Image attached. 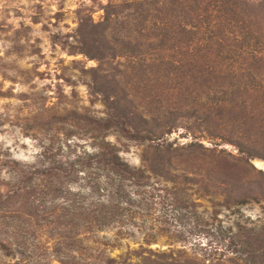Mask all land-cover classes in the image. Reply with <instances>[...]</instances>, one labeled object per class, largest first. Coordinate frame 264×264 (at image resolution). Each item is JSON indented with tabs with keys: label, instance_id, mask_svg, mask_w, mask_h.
Instances as JSON below:
<instances>
[{
	"label": "rangeland",
	"instance_id": "374dc122",
	"mask_svg": "<svg viewBox=\"0 0 264 264\" xmlns=\"http://www.w3.org/2000/svg\"><path fill=\"white\" fill-rule=\"evenodd\" d=\"M109 1L127 7L131 0H0V191L24 170L53 159L75 161L94 153L103 140L115 143L131 165L148 169L151 181L170 189L172 182L152 172L145 159L152 157L159 142L188 146L170 153L174 171L200 179L191 182L181 195L187 207L176 209L167 205V199L146 190L137 194L128 184L129 195L122 198L116 219L97 235L113 240L120 227L129 235L122 238L121 247L106 249L104 256L115 257L116 264H214L218 258L225 264H251L250 255L241 258L229 252L228 237L235 233L237 223L246 228L264 226V167L255 162H264V6H256L258 0H239L238 12L233 15L228 0H177L183 12L171 9L173 0H136L148 8L140 16H147L143 23L135 18L134 5L121 12L126 22L115 42L119 54L103 65L114 68L121 83L118 87L126 88L139 111L148 115L143 127L161 133L177 125L160 138L142 139L124 135L121 123L112 124L100 136H94L86 126L87 116L107 119L112 109L105 95L94 92L100 64L82 50L94 53L81 42L80 24L87 23L89 29L91 23L103 21V6ZM186 14H191L192 20L187 21H193L194 26L185 23ZM166 19L176 28L172 38L163 26ZM129 40L142 43L141 53L151 66L134 67L128 52L122 55L121 46ZM246 41H258L261 52L241 55L238 45ZM154 59L160 64H152ZM170 60L181 64L169 70L172 81H163ZM247 68L258 77L255 82H245L255 86L246 85L243 78L238 81ZM158 74L161 80L150 88V79ZM232 83H241L235 102L245 106L230 109L231 103H213L207 115L208 97L225 90L230 98ZM123 126L131 128L128 123ZM236 141L259 156L247 159ZM88 170L91 176L85 178L86 171L81 172L73 185L86 195L89 180L103 183L105 179L95 165ZM221 179L229 180L224 182L228 189L223 190ZM205 186L214 192H207ZM34 197L39 208H51V197L40 187ZM5 209L0 208V242L10 237L24 244L11 245L12 253L0 244V264H15L20 259L27 264L96 260L106 264L102 257L65 248L66 243L51 234V218L36 223L26 213ZM146 236L153 241L145 243ZM91 252L96 255L98 250Z\"/></svg>",
	"mask_w": 264,
	"mask_h": 264
},
{
	"label": "trees",
	"instance_id": "16d2710c",
	"mask_svg": "<svg viewBox=\"0 0 264 264\" xmlns=\"http://www.w3.org/2000/svg\"><path fill=\"white\" fill-rule=\"evenodd\" d=\"M135 1L136 0H131L130 3L133 4L129 3V6L127 7L109 1L103 6L105 13L103 21L98 24L91 23L92 28L89 29L85 28L87 23L80 24L81 42H83L86 47H91L94 53H91L89 49L85 48L82 49L83 52L87 56L97 58L100 64L97 71L98 73L96 72L97 74L94 76V80L96 81L94 92L96 94L105 95L107 97L106 102L110 104L112 109L108 114L109 118L107 119L87 116L89 119V121L86 122L87 130L93 131L94 133L92 134H95L94 136H100L103 131L108 130L114 123H121L120 130H122L124 135L130 138L142 139L160 138L161 136H164L165 133L171 132L172 129L177 126H170L167 131L161 133L154 131L153 128H149L147 125H144L143 127L141 123H148V115L139 111V105L134 99H132L126 88L118 87L121 83L116 79L117 74L113 72L114 68L111 65V69L105 68L103 65V63H112L110 60L119 54L115 48V42L117 40L119 41V37L122 35V26L126 22L121 18V12L134 5L135 18H138V21L141 23L147 20V16L144 19H141L140 16L142 17L143 11L148 10V8L144 6V2ZM173 1L174 2L172 3L175 7L172 6L173 8L171 7V9H178L183 12L184 7L182 3L180 5L177 4V0ZM228 2L232 7L229 10L233 11V15H236L238 12L236 8L239 6V0H228ZM255 5L263 7L264 0L256 1ZM129 15H131V13H129ZM190 15H183L185 23L191 22V26H194L193 21H187L188 19L192 20ZM238 16L243 20L245 19V17H242L241 15ZM185 23L183 22V24ZM163 26L166 28L167 34L170 38L176 35V28H174L173 22L170 25V19H166L163 22ZM180 28L186 30L184 29V25H180ZM165 37L168 38V40L170 39L167 35H165ZM251 42L252 41H246L245 44L241 43L238 45L240 47L241 55H243L244 52L253 54L254 52L260 51L261 48L259 42ZM141 45L142 43L138 40H136V42L134 40L124 42V45L121 46L122 55L125 54V52H128V56L135 64L134 67L142 64L145 68H148L150 63L148 57L141 53ZM141 57H143L142 62ZM106 58L108 61H106ZM154 63L159 65L160 60L157 61L154 59L152 64ZM169 63L172 65L169 67L168 65L165 66L164 75L162 76L163 81L168 79L172 81L170 78L172 73L169 70L174 68L177 69L180 67L179 64H181L180 61L172 60H170ZM161 64L163 67L164 64ZM143 72H146V70H143ZM253 72L254 71L247 68L244 73H241L242 76H239L238 81H241L243 78L244 82L247 79L250 82H255L258 76ZM150 80L152 84L150 88L153 85L155 87L161 80V77L158 74ZM250 82H245V84L255 86V83ZM240 84L241 83H236V85H234L232 83L234 88L232 89V92L229 91L231 94L230 98L227 97L228 92L225 90H222L219 94L216 92L214 96L210 95L207 101V103H210V106L208 107L209 110L206 114L209 115L211 112V106L213 103L221 105L231 103L232 107L230 109L238 107L242 109L241 107L245 106V104H240L238 101L235 102L236 93L239 88H241ZM153 100H155L154 97ZM156 101H158V99H156ZM133 117L138 119V121H133ZM126 123H128L131 128L128 129L124 127L123 124ZM141 132H144V134H141ZM234 144L238 146L240 153L245 152L247 154V159L259 156L255 150L253 151V149L247 147L243 142L236 141ZM180 148H188V146L173 147L172 142H159L158 144H155L152 149V157L145 159L152 172L172 182L170 189L161 187L159 181H151L152 176L148 173V169L131 165L120 155L119 148L115 143L103 140L94 153L86 154L83 157L79 156L75 161L53 159L48 162H42L40 167L27 169L18 173L16 181L13 184H10L5 191H0V204H5L4 207L0 205V208L6 207L5 210L8 213H10V211L18 214L26 213L29 218L36 223L40 222V218H45L47 220L51 218L50 222L54 223L51 234L52 236L55 235L59 240H63L67 245L65 248H68L71 251L86 252L90 256H94L96 259L97 257H102L105 259L106 264H116L117 259L115 257H112L111 255H106L105 257L104 253L108 248L112 250L121 247L122 238H127L129 234L120 227L115 232V238L111 240L99 237L97 232L99 229L109 226L111 222L116 219L117 208H119V205L123 202L122 198L129 195L127 189H125L128 184L134 187L137 194L146 190L150 193L149 195L157 194L160 199H167V205H171L174 208L187 207V200L181 195L185 193V189L191 182H199L200 179H196V177H192L185 173L180 174L172 169L170 153ZM94 165L98 168L99 172L102 171L104 174L105 179L103 183L98 180H89L90 184L87 188V195L81 188H76L77 190H74L73 185L79 181L80 176L82 175L81 172L86 171L84 172L85 178H89L91 176V171L88 170V167H93ZM220 181H223V183L220 184L223 186V190L228 189V185H225V183H229V180L221 179ZM214 185L216 186V184ZM39 187L51 197V208L45 207L41 209L38 207V202L34 197V193ZM204 188L207 192H214L210 191L207 186ZM102 191L106 193L105 197H102ZM116 196H119L117 200ZM59 197H62L63 201H60ZM127 199L129 200L130 198L127 197ZM226 202H229V198ZM227 206L230 207V205ZM23 207H26V212H23ZM164 220L165 222H168L167 219ZM7 238L6 241L2 240V242H0L2 248L6 249L7 252L12 253L11 245L14 243L24 244L23 241L20 242L17 238ZM228 239L231 243L230 248L228 249L229 252H233L236 256L241 258L244 255H250L251 264H264V226L260 229L256 227L246 228L241 223H237L235 233H232ZM144 240L147 244L153 241L149 236L144 237ZM85 241H91L94 245H88L87 243H84ZM256 243L259 245H256ZM140 246L142 249H146L142 244ZM93 249L95 251L98 250L96 255L91 252ZM136 251L140 253V251ZM142 253L143 250H141V254ZM60 261L63 262L62 257ZM15 264H27V261L20 259L17 260ZM85 264L102 263L96 260L87 261ZM214 264L225 263L222 262V258H218Z\"/></svg>",
	"mask_w": 264,
	"mask_h": 264
},
{
	"label": "bare ground",
	"instance_id": "6f19581e",
	"mask_svg": "<svg viewBox=\"0 0 264 264\" xmlns=\"http://www.w3.org/2000/svg\"><path fill=\"white\" fill-rule=\"evenodd\" d=\"M258 166L264 167V162L261 160H255Z\"/></svg>",
	"mask_w": 264,
	"mask_h": 264
}]
</instances>
